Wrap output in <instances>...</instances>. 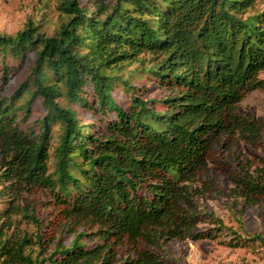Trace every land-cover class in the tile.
I'll use <instances>...</instances> for the list:
<instances>
[{"label": "trees", "instance_id": "trees-1", "mask_svg": "<svg viewBox=\"0 0 264 264\" xmlns=\"http://www.w3.org/2000/svg\"><path fill=\"white\" fill-rule=\"evenodd\" d=\"M59 7L66 18L50 35L32 20L0 34L1 84L8 58L34 54L24 80L0 97V264H114L119 250L121 264H165V241L224 230L229 245H242L220 217L197 212L195 198L210 188L200 179L209 162L230 165L213 156L216 139L228 145L238 130L264 150V125L236 112L247 92L264 88V0ZM150 83L159 95L146 96ZM38 99L45 114L30 121ZM53 123L61 132L50 151ZM233 183L243 207L264 197V156L257 167L242 163ZM207 218L214 227L196 229ZM21 222L33 233L18 231ZM249 239L264 247L263 235Z\"/></svg>", "mask_w": 264, "mask_h": 264}, {"label": "rangeland", "instance_id": "rangeland-1", "mask_svg": "<svg viewBox=\"0 0 264 264\" xmlns=\"http://www.w3.org/2000/svg\"><path fill=\"white\" fill-rule=\"evenodd\" d=\"M60 1L0 0V34L15 35L25 27L28 20H32L46 34H52L66 18L59 7ZM33 59V53H28L16 64L7 59L11 66L6 82L0 83V97L12 95L15 88L27 76ZM136 66L137 62L127 65L123 73ZM258 78L264 81V70L258 73ZM148 85H151V88L146 96L152 97L161 93L159 88L153 86V83ZM27 97L28 94H24L18 103H22ZM56 99L61 105H67V99L64 96H58ZM236 112L253 117L264 125V88L247 92L239 101ZM44 114L45 111L38 99L32 103L28 119L33 121ZM78 115L84 122L92 121L91 115L82 110L78 111ZM60 132L61 126L53 123L49 132L51 134L50 151L57 144ZM224 142L225 140L221 137L216 139L211 146V152L217 162H226L230 165L220 169L218 167L221 164L211 162L207 164L200 179L209 181L210 188L195 198V209L199 213L213 212L220 217L244 240L243 244L229 245V241H232L234 237L229 230L217 234L216 238L197 240L173 238L165 241L158 249L165 264H174V261L181 264H264V247L259 241L249 239L256 234L264 236V197L255 204L243 207L241 200L232 191L233 177L240 171L242 163L250 164L252 168L257 167L264 156V150L262 146H252L247 143L238 130L231 140H228V145H223ZM50 160L52 161L51 158ZM2 206L3 204L0 203V208ZM209 227L214 226L207 218L199 223L196 229ZM17 230L33 233L34 228L29 223L21 222ZM73 235L74 233H69L63 243L67 245ZM33 252L35 254L37 250L34 249ZM117 258L118 261L114 264H121L124 258L122 250L118 251Z\"/></svg>", "mask_w": 264, "mask_h": 264}]
</instances>
